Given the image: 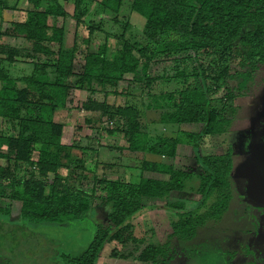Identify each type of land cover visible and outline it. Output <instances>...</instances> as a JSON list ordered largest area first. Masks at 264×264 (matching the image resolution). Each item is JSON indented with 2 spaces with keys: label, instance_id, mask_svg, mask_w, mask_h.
Segmentation results:
<instances>
[{
  "label": "trees",
  "instance_id": "obj_1",
  "mask_svg": "<svg viewBox=\"0 0 264 264\" xmlns=\"http://www.w3.org/2000/svg\"><path fill=\"white\" fill-rule=\"evenodd\" d=\"M38 1L34 0L33 9L19 10L9 26L0 30V54L4 55L0 59V159L13 161L12 165L0 164V198L21 202L23 223L62 228L95 216L97 200L107 208V225H98L80 253L56 252V264H96L106 244L114 259L173 264L176 244L192 240L199 227L220 220L228 208L231 154L199 156L197 149L203 137L230 128V120L212 106L211 93L224 88L225 101L235 93H245L264 64V0H71L76 20L86 16L94 2L115 20L127 1L129 10L143 17L140 34H118L122 38L113 52L108 51L106 41L96 49L89 47L95 34L91 28L68 45L63 7L55 0L39 10ZM4 2L0 0V11ZM4 37L20 39L24 45L1 43ZM16 58L28 59L31 70L15 75L11 64ZM76 59L83 64L72 85L69 79L75 76ZM159 62L167 64L166 75L149 80V66ZM127 74L146 101L143 107L157 112L156 123H197L201 130L179 128L169 135L152 136L143 122L144 111L133 100L111 110L108 96L129 95L118 92ZM71 89L86 92L77 110L96 112L115 122L108 133L122 132L128 153L140 155L137 174L111 179L93 174L92 185L85 187L70 183L78 168L86 169L81 159L65 164L67 148H87L61 143L64 124L56 122L54 114L67 106ZM178 145L194 150L201 172L172 164ZM145 154L159 159H145ZM62 167L73 168L70 179L59 175ZM19 170L22 175L15 173ZM144 171L168 177H146ZM78 177L87 179L82 174ZM175 193L198 194L199 198L187 206ZM149 200L165 203L159 206ZM155 208L177 217L168 240L157 245L149 243L146 235L136 236L133 224L145 209ZM1 213L9 211L0 206V220ZM0 264L9 263L3 259Z\"/></svg>",
  "mask_w": 264,
  "mask_h": 264
},
{
  "label": "rangeland",
  "instance_id": "obj_2",
  "mask_svg": "<svg viewBox=\"0 0 264 264\" xmlns=\"http://www.w3.org/2000/svg\"><path fill=\"white\" fill-rule=\"evenodd\" d=\"M4 1L5 7L2 12L6 19H2L0 14V30L9 26L7 21L11 16V9L34 8V0H18L12 6V0ZM63 1L59 0V3L61 2L66 12L65 41L68 45L79 40L80 34H87L88 29L91 28L90 32L93 31L95 34L92 35L89 47L96 49L99 44L106 41L108 51L113 52L117 41L122 38H118V34H123V37L140 34L144 19L129 10L128 1L117 14V20L102 11L96 2L91 3L90 11L86 16L76 20L73 18L72 2L66 0L63 3ZM52 2L55 0H39L37 7L39 10H44ZM1 43H3L2 40ZM6 43L14 46L24 45V41L21 40H7ZM2 58L4 55L0 54V59ZM202 61L207 63L208 60L202 59ZM82 64V60H75L73 66L75 76L69 79L72 85L76 83ZM164 66L167 64L151 63L148 68V79L155 78L157 75L164 77L166 75L163 72ZM11 70L15 75H20L29 72L31 65L28 59L16 58L11 64ZM131 78V74L125 75L118 89V92H127L128 96L117 93L108 96L107 105L111 110L121 106L126 100H133L139 111H144L143 122L147 132L152 136L169 135L179 128L194 132L201 130V125L197 123L167 126L156 123L157 112L143 107L140 92L129 83ZM224 94V88L211 93L213 98L211 104L221 116L230 120V128L225 133L203 137L197 154L199 156L227 152L231 154L230 202L220 220L207 222L197 229L192 240L182 245L176 244V249L173 251V264H264V203H258L257 199L250 196L247 189L248 174H259L264 178V160L258 155L256 147V143L264 137V64L254 73L252 82L245 93H235L233 98H228V101H225ZM85 97L84 90L71 89L67 106L54 114V120L64 124L61 143L67 147L77 144L87 148V150L79 147L67 148L69 158L65 160L66 165H73L75 160L81 159L83 166L88 168V170L81 168L77 170L87 179H80L79 174L70 179V183L91 186L93 174L105 179L117 176L131 178L139 172L140 155L137 157L128 153L126 138L120 131L108 133V129L115 128L114 121L99 113L76 109L78 102L85 100ZM86 119L90 121L85 122ZM103 125L106 127L104 128ZM144 157L148 160L159 159L152 154H145ZM171 162L175 167L201 172L195 153L190 146L182 147L181 145ZM0 164L12 165L13 161L1 159ZM70 172H73V168L68 172L62 169L60 171L62 176H60L64 178ZM142 174L146 177L161 179L167 177L166 174L149 171H144ZM174 196L184 199L187 206L194 204L199 198L198 194L192 193H175ZM99 202V200L94 202L95 207L99 210V215L104 218L107 208ZM0 203L3 204V201L0 200ZM147 203L161 206L165 201L149 200ZM17 209L18 207L12 206V212H9L7 216L12 220H0V261L4 259L9 264H56L57 253L78 254L85 249L100 224V220L91 215L66 228L26 224L15 220L19 218ZM176 219L174 214L161 208L149 211L145 209L133 220L134 234L138 237L146 235L149 243L162 244L168 240L171 223ZM101 221L105 223V226L107 225L106 219ZM110 250L111 247L106 244L103 248L104 258L100 262L97 261L99 264H148L133 259L111 258Z\"/></svg>",
  "mask_w": 264,
  "mask_h": 264
},
{
  "label": "crops",
  "instance_id": "obj_3",
  "mask_svg": "<svg viewBox=\"0 0 264 264\" xmlns=\"http://www.w3.org/2000/svg\"><path fill=\"white\" fill-rule=\"evenodd\" d=\"M17 1L18 0H12V4H11V6L13 5V4H15V3H17ZM67 1H69V0H67ZM71 1V0H70ZM69 1V2H70ZM57 2H58V4L59 5H61L62 6V4H61V2L59 3V0H57ZM64 2H66V0H64L63 1V3ZM72 2V1H71ZM73 4V3H72ZM12 11H11V16H9V20L7 21V22H11L12 21V19L14 18V15L19 11V10H27V9H21V8H17V7H15V8H13V9H11ZM0 14H2V19H4L5 17H4V15L5 14H3V12L2 11H0ZM6 19V18H5ZM4 30V29H3ZM7 40H20V39H12V38H6V37H4V38H2V42L3 43H6V41ZM74 90H76V89H74ZM78 90V89H77ZM87 112V111H86ZM89 112V111H88ZM90 113H96V112H90ZM121 134L123 135V133L121 132ZM72 145V144H71ZM181 145H178V147H177V153H178V150H179V147H180ZM185 146H187V145H185ZM185 146H183L182 145V147H185ZM187 147H189V146H187ZM192 149V148H191ZM192 152L194 153V150L192 149ZM69 153V152H68ZM1 160V159H0ZM62 169H65L67 172H68V170H70V169H68V168H66V167H62L60 170H59V173H60V171L62 170ZM85 169L86 170H88V168L87 167H85ZM15 173H17L18 175H22L23 174V172L22 171H17V172H15ZM71 173V172H70ZM79 175L80 174V172H76V175ZM59 175H61L62 176V174L60 173ZM66 177H68L69 179H70V174H68L67 176H64V179H66ZM168 177V176H167ZM167 177H165V178H162V179H167ZM161 179V178H160ZM85 187V186H84ZM0 200H2L3 201V204H1L0 203V206H2V208H5V209H8V211L9 212H12V206H15V207H18V213H19V218L18 219H15V220H18V221H21V217H20V208H21V202L20 201H17V200H10V199H3V198H0ZM103 206V205H102ZM94 208L96 209V207H95V203H94ZM96 210H98V209H96ZM9 214V213H8ZM8 214L7 215H4V214H2L1 213V216L3 215V218H5V219H3V218H1V220H7V221H10V220H12V219H9L7 216H8ZM100 213H99V210H98V212L96 213V217L100 220V223H102V221H101V219H106L105 217L106 216H104V218H102L100 215H99ZM14 220V219H13ZM105 222V221H104ZM102 224H105V223H102ZM133 224H134V221H133ZM104 257H103V250L100 252V256H99V258H98V261L100 262V260L101 259H103ZM98 263V262H97ZM99 264V263H98Z\"/></svg>",
  "mask_w": 264,
  "mask_h": 264
},
{
  "label": "flooded vegetation",
  "instance_id": "obj_4",
  "mask_svg": "<svg viewBox=\"0 0 264 264\" xmlns=\"http://www.w3.org/2000/svg\"><path fill=\"white\" fill-rule=\"evenodd\" d=\"M264 145V137L256 143V147L258 148V155L262 158V151L261 148ZM232 159V158H231ZM263 159V158H262ZM264 160V159H263ZM248 181H247V189L250 196H253L255 199L258 200V203H264V178L261 175H254L248 174ZM258 176V183H256L255 178ZM262 184V185H261Z\"/></svg>",
  "mask_w": 264,
  "mask_h": 264
},
{
  "label": "water",
  "instance_id": "obj_5",
  "mask_svg": "<svg viewBox=\"0 0 264 264\" xmlns=\"http://www.w3.org/2000/svg\"><path fill=\"white\" fill-rule=\"evenodd\" d=\"M261 151H262V158L264 159V145H263V147L261 148ZM254 179H255L256 183H258V176H257V178L254 177ZM261 185H262V184H261ZM262 186H264V185H262Z\"/></svg>",
  "mask_w": 264,
  "mask_h": 264
}]
</instances>
